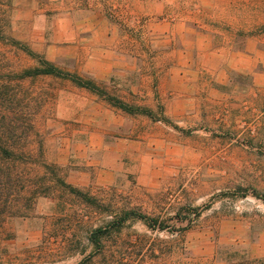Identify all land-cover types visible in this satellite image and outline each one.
I'll use <instances>...</instances> for the list:
<instances>
[{"label":"rangeland","instance_id":"rangeland-1","mask_svg":"<svg viewBox=\"0 0 264 264\" xmlns=\"http://www.w3.org/2000/svg\"><path fill=\"white\" fill-rule=\"evenodd\" d=\"M180 2L209 22L193 33L221 38L230 26L212 21L251 8L248 34L262 48L264 0ZM35 5L0 0V74L32 115L31 173L54 172L70 188L51 185L30 208L13 203L17 214L0 223V264H264V90L248 87L253 74L188 58L187 82L215 88L183 90L190 95L172 110L157 94L150 104L140 85L169 84L174 60L152 27L173 10L150 18L113 9L115 20L136 17L67 41L53 16H24ZM46 63L58 75L21 78Z\"/></svg>","mask_w":264,"mask_h":264},{"label":"crops","instance_id":"crops-1","mask_svg":"<svg viewBox=\"0 0 264 264\" xmlns=\"http://www.w3.org/2000/svg\"><path fill=\"white\" fill-rule=\"evenodd\" d=\"M180 1L181 0H36L35 8H28L30 12L24 13V16L32 17L31 19H33L36 14H40V17H46L47 14L48 16H53V18H55L54 25L57 27V34L59 35L58 38L72 41L77 38L76 36L80 32L94 30L93 34L98 35L99 32H102V30L106 29L110 24L115 25L117 21L118 24L123 21L125 23L136 17L123 15L119 20H115L113 18L114 15L111 13L113 9L119 10V14L130 12L138 17L148 15L150 18H159V16L163 14L166 15L171 13L172 16L169 17L172 18L171 20L167 22L162 21V23L154 24L152 27L155 30L152 40L155 38L156 40L161 39L164 41L165 46L170 42V47L166 48L170 52H164L163 54L166 57L173 56L174 60H172L171 63L173 68L169 72V78H166L170 81L169 84H158L156 87L153 84L149 87L146 84L140 85V89L143 88L147 91L146 94L150 104H153L155 99H159L155 97L157 94V96L161 97L167 104V107L169 108L170 106L172 110L174 104L177 105L180 103V105H182V99L190 95V93L183 90L189 89L191 86L196 88L200 86L203 88H215L214 84H189L187 82L188 74L183 69L187 67V63L190 61L188 58L193 57L208 58L212 64L219 63V65L221 62L225 63L228 61L229 65L235 69L238 68L239 64L241 70H244L245 73L248 72L251 75L253 74L255 78V81H251L248 87L264 90V34L261 35L262 48H253L254 37L248 34L253 27L252 9L245 7L244 17L241 16V11L230 10L229 19L226 20L223 18L224 20H222L218 18L217 20H213L212 23L228 25L231 28L230 33L227 32L228 37L224 35V38H221L206 32L193 33L194 31L190 29V25H203L209 22H205V19L192 15L188 11L189 4ZM169 10L173 11L167 13ZM50 13L52 15H49ZM261 24H264L262 19ZM98 26L99 29H97ZM242 26L244 29L241 28ZM241 29L245 32L244 51L238 49L235 45L237 32ZM216 31L222 34L224 32L222 30ZM35 32L38 33L37 31ZM114 32H116V29ZM190 32L192 33L191 35L189 34ZM113 37L114 38L111 40L115 41V34H113ZM94 40L97 41V39ZM107 40L108 38L105 37V41ZM226 40L234 41V43L228 47L224 42ZM236 57H241L242 62L238 63ZM258 65L261 66L260 71L254 69V67ZM225 71L226 70L221 74H225ZM138 86L132 87V89H137ZM95 137H98V135L96 134ZM95 137L93 138L95 139ZM90 146H93L95 149H103L102 142L96 144L92 141ZM116 152H122V148H117Z\"/></svg>","mask_w":264,"mask_h":264},{"label":"trees","instance_id":"trees-1","mask_svg":"<svg viewBox=\"0 0 264 264\" xmlns=\"http://www.w3.org/2000/svg\"><path fill=\"white\" fill-rule=\"evenodd\" d=\"M42 75H58V71L53 64L46 63L43 69L25 71L21 78ZM10 81L9 77L0 74V223L10 214H17L14 202L23 200L27 202V208H30L39 197L49 195L51 185L70 188L54 172L52 176L31 173L32 156L27 151V143L34 130V123L32 115L28 113V106ZM79 86L88 87V84ZM105 234L104 229H98L91 236L98 251L101 250L100 243ZM81 264H90V261Z\"/></svg>","mask_w":264,"mask_h":264},{"label":"bare ground","instance_id":"bare-ground-1","mask_svg":"<svg viewBox=\"0 0 264 264\" xmlns=\"http://www.w3.org/2000/svg\"><path fill=\"white\" fill-rule=\"evenodd\" d=\"M200 1V0H199ZM222 3H223V1H222ZM178 5V4H177ZM185 25V24H184ZM176 27H177V25H176ZM178 29V28H177ZM175 31V30H174ZM170 43V42H169Z\"/></svg>","mask_w":264,"mask_h":264}]
</instances>
